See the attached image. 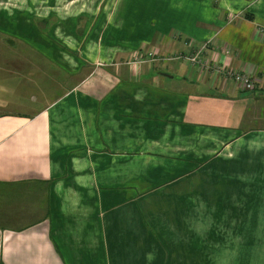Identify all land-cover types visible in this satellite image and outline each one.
<instances>
[{
	"label": "crops",
	"instance_id": "0c3cea01",
	"mask_svg": "<svg viewBox=\"0 0 264 264\" xmlns=\"http://www.w3.org/2000/svg\"><path fill=\"white\" fill-rule=\"evenodd\" d=\"M208 41L200 63L252 90L160 60ZM263 154L264 0H0V264H155L146 198L169 188L180 216L166 232L191 240L184 179L250 156L257 176L239 184L264 192ZM204 248L190 264H209Z\"/></svg>",
	"mask_w": 264,
	"mask_h": 264
},
{
	"label": "rangeland",
	"instance_id": "374dc122",
	"mask_svg": "<svg viewBox=\"0 0 264 264\" xmlns=\"http://www.w3.org/2000/svg\"><path fill=\"white\" fill-rule=\"evenodd\" d=\"M66 85L67 83L62 82L60 90H63ZM55 91H57V88L55 89ZM30 95V101H32V98H35L34 96L36 95L34 92L30 93ZM257 156L260 157V155ZM262 156L263 157H260L262 159L258 157V159L255 160V163L264 161V154ZM248 158L249 159L241 157L240 159H237L233 163V165L229 162V158H222L218 163H216L215 161L212 162L211 160L208 164H204L205 166L200 168L198 172L191 174L187 179H184L183 182L184 184L189 185L187 187H189L190 191L191 189H194L192 192L193 198H198L200 200L206 201L205 203L208 205L211 211L215 212V217H222L226 224H234L236 227H238L244 234L246 242L248 244L259 245L264 242V231L258 232L259 234L262 233V238H260V240L253 239L251 237V233L248 231L249 220H247L246 222L245 220L250 217V215H254L253 218L258 216L256 219V223L250 225L253 233H255L258 220L262 215H264V204H260V201L262 200V198H264V192L262 191L263 195L261 191H259L258 193L256 192V190H254V192L252 193L251 190L249 192V189L243 188V186H240L239 184L240 181H243L242 178L249 177L250 179V177L255 178L257 176L253 172L248 173L247 170H252L250 166H253L250 161L251 157L249 156ZM254 168L256 170H259L260 166L256 165ZM262 170H264V167L262 168ZM234 171L236 172V174ZM163 178L164 177L161 176L159 177V180H163ZM259 178H261L260 175H258V179ZM234 186H236L237 188L232 190ZM33 189L34 192L33 194H31L33 195V197H30V199L32 201H36V190L38 189L36 188V186H33ZM167 191L170 195H172V193L169 192L168 188V190L165 191H157L156 194H154L151 198H146L147 201H149V199H159V201H151L154 206L153 208H137L136 217L140 219V222L142 220V232H151L150 234L152 236L157 237L153 241V243L156 244L157 250V258L155 264H190V261L195 262V260L192 259L193 254L196 255L197 252L200 253L203 249L204 244V251L207 255L208 249L217 241L214 240L216 236L214 235V233H210L209 237L204 241L196 237H192L191 240L183 238L173 240L169 238V234L166 232V230L168 227H176V223L173 218H178L180 216V209H174L172 208V206H165L168 200H173L171 199V197H167V200L162 196L161 193L164 194ZM146 193L147 190L143 189L141 191V196H144ZM16 194H18L17 196H19V193ZM132 195L135 197L139 196L138 192H135ZM192 197L190 196V198ZM247 202L250 203V205H248ZM16 205L17 204L14 203V207ZM149 216L155 218L157 216L158 223L150 224L148 222ZM235 220L237 223H235ZM10 224L11 223L8 222V225ZM181 228L184 230L189 229L188 222L183 220ZM159 230L161 231L160 233H158ZM247 232L249 234H246ZM154 251L155 250L152 248V253ZM124 253L126 255L128 252L125 250ZM253 258H257V256H253ZM110 261L113 264L114 258L112 255ZM127 262H131V264H133V260L130 256L129 261L126 260V263Z\"/></svg>",
	"mask_w": 264,
	"mask_h": 264
},
{
	"label": "clouds",
	"instance_id": "9594fccd",
	"mask_svg": "<svg viewBox=\"0 0 264 264\" xmlns=\"http://www.w3.org/2000/svg\"><path fill=\"white\" fill-rule=\"evenodd\" d=\"M189 229L202 241L210 233L218 238L208 249L209 264H264V242L259 245L248 244L238 227L226 224L222 217H215L208 205L198 198L192 199ZM248 231L255 234L250 225ZM261 231H264V215L257 223L256 232ZM253 254L257 258L254 259Z\"/></svg>",
	"mask_w": 264,
	"mask_h": 264
},
{
	"label": "built area",
	"instance_id": "2783aa9c",
	"mask_svg": "<svg viewBox=\"0 0 264 264\" xmlns=\"http://www.w3.org/2000/svg\"><path fill=\"white\" fill-rule=\"evenodd\" d=\"M211 42L208 41L206 43H204L200 49L196 50L192 56L190 57H183L182 55H173L170 59H160V60H187L191 65H199V68H202L204 70H212L220 75H222L224 77L225 80L232 82L233 84H237L238 86H240L243 90L246 91H250L253 89L254 84L253 81L251 80L250 77H248L245 74L239 73V72H233V71H226L224 68H222L221 66H218L216 63L213 64H209L208 66L210 69H208V67L203 66V64L200 63V56L202 54H204L207 50H209ZM146 57V58H145ZM152 57H154V54L152 53H148L147 55L140 57V56H136L135 61L136 62H144V61H154L156 59H153Z\"/></svg>",
	"mask_w": 264,
	"mask_h": 264
},
{
	"label": "bare ground",
	"instance_id": "6f19581e",
	"mask_svg": "<svg viewBox=\"0 0 264 264\" xmlns=\"http://www.w3.org/2000/svg\"><path fill=\"white\" fill-rule=\"evenodd\" d=\"M246 91V90H245Z\"/></svg>",
	"mask_w": 264,
	"mask_h": 264
}]
</instances>
